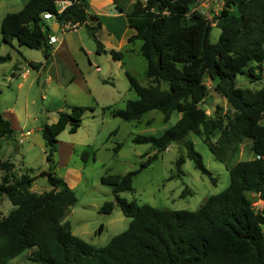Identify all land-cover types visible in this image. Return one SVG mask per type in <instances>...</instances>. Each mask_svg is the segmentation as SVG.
Returning a JSON list of instances; mask_svg holds the SVG:
<instances>
[{
  "label": "trees",
  "instance_id": "1",
  "mask_svg": "<svg viewBox=\"0 0 264 264\" xmlns=\"http://www.w3.org/2000/svg\"><path fill=\"white\" fill-rule=\"evenodd\" d=\"M55 1L27 0L20 9L6 12L0 21L4 41L16 38L19 44L42 48L45 60H29V65L38 68L52 55L48 35L53 29L43 16L46 11L57 23L84 24L97 52L121 58L123 50L107 49L98 39L99 25L86 23L87 0H71L60 12ZM113 1L135 29L127 40L141 41L139 53L146 59L147 84L126 71L137 97L128 98L123 107L111 112L124 120L140 119L152 109L160 110L164 121L175 110L180 115L159 135L132 136V141L156 148L138 168L100 176L103 183L113 186L115 202L130 217L127 227L102 245L72 232L65 216L77 198L52 165L31 174L28 170L19 172L9 158H0V194L12 203L6 213L0 208V264H8L29 246L36 247L31 257L41 264H264V205L255 208L251 196L264 201V85L248 88L236 83L238 73H246L250 80L262 74L264 0H223L211 17L195 8L198 0ZM212 23L220 28L216 41L209 37ZM9 59V53L0 54V63ZM204 74L215 81V88L228 104L227 108L217 105L211 115L200 105L207 92ZM86 109L82 104H70L58 112L55 121L42 123L48 161H53L59 132L66 127L75 132ZM12 132L9 119L0 113V136ZM191 132L202 135L213 155L226 165V187L208 195L195 209L160 208L120 195L132 189V177L172 141L185 147V153L175 161L178 172L189 157L195 168L216 181L195 149ZM245 138L251 139L254 157L232 162ZM88 154V150L81 151L84 160ZM38 175L46 177L49 189H31ZM189 191L185 187L181 194ZM113 204V200H106L99 211L109 212Z\"/></svg>",
  "mask_w": 264,
  "mask_h": 264
},
{
  "label": "rangeland",
  "instance_id": "2",
  "mask_svg": "<svg viewBox=\"0 0 264 264\" xmlns=\"http://www.w3.org/2000/svg\"><path fill=\"white\" fill-rule=\"evenodd\" d=\"M26 1L0 0V21L6 12L20 9ZM203 2L198 0L196 4L208 17L223 5V0ZM54 32L58 37L64 38L61 51L40 69L31 68L27 60L44 61L42 48L19 44L16 38L6 42L0 33V54H10L9 60L0 63V113L12 119L16 131L19 127L23 130L31 129L28 135L22 137L21 142L17 141V132L0 139V158L13 160L17 167H22V170H28L31 174L52 165L54 172L71 185L77 198L65 216L73 233L94 245H102L112 235L126 228L130 217L124 215L115 202L113 186L103 183L100 176L123 174L138 168L140 162L148 154L155 152L156 148L151 143L134 142L132 136L137 133L161 134L175 122L180 111H173L166 121L158 109L146 112L140 119L124 120L114 115L112 108L123 107L128 98L137 97L134 88L130 87L126 71L141 84H147V77L144 75L145 57L139 52H125L119 60L114 59L109 52L97 53L95 41L85 25H80L76 30ZM219 33L220 28L212 23L210 40L216 41ZM100 37L106 39L104 32L100 33ZM101 41L103 42L102 39ZM140 42L139 39L131 43L125 42L122 49L129 45L138 50ZM90 49L92 51L86 53ZM262 65V74L254 80H250L246 73H238L237 85L248 88L264 85V61ZM25 68L29 69L25 76L19 74L10 76L11 81L6 80L12 70L19 72ZM203 79L207 92L200 105L206 113L213 114L217 105L227 108V100L215 88V81L207 74H204ZM5 80L8 84L4 83ZM70 104H82L87 109L75 132H69L67 127L59 132L53 161H48L41 125L45 121H55L58 112L67 110ZM8 110L14 112L16 121ZM149 118L151 121L146 122ZM189 137L216 181L195 168L189 157H185L178 172L175 161L179 154L185 153V147L178 141H172L132 177V189L121 191L120 195L160 208L195 209L208 195L226 187L229 182L226 165L213 155L202 135L191 132ZM250 143V138H245L240 143L239 151L232 162L254 157ZM117 144L119 146L115 149ZM82 150L89 151L85 160L81 155ZM185 187L190 191L181 194ZM49 188L46 177L40 175L31 186L35 191ZM251 196L254 207L262 208L264 201L253 194ZM106 200L114 201L112 209L109 212L99 211V207ZM11 207L8 197L0 194L1 210L6 213ZM261 226L264 232V224ZM34 249L35 246L26 247L11 258L8 264H41L31 257Z\"/></svg>",
  "mask_w": 264,
  "mask_h": 264
},
{
  "label": "crops",
  "instance_id": "3",
  "mask_svg": "<svg viewBox=\"0 0 264 264\" xmlns=\"http://www.w3.org/2000/svg\"><path fill=\"white\" fill-rule=\"evenodd\" d=\"M131 2H133V0L129 1V3H131ZM87 3H88L87 11L89 13V16L87 17L86 23H88L89 25H96V24L99 25V27L96 30V36L98 37V39L100 41H101V39L103 40V42L102 41L101 42L103 43L104 47L107 49L115 47V48L123 50L122 47H123L124 43L129 42L127 40L128 36L135 32V29L131 25H129L128 18L125 15V13L115 7L113 0H87ZM46 21L53 29V31L51 33L55 34L56 38H57L56 41L52 43L53 49H52L51 58H53V56H55L58 52L61 51L64 38L58 37L57 34L54 32L55 30H61L59 28L56 20L54 19V17L47 18ZM80 25H84V24H80ZM62 32H64V31H62ZM101 32H104L106 39H103L100 37ZM129 43H131V42H129ZM140 43L138 44V46H140ZM54 44H55V46H54ZM91 51L92 50L90 49L89 52L86 51V53H90ZM125 52H139V48H138V50H134V47H132V46H129V45L125 46L124 50H123V55L121 56V58H118L119 60L123 58ZM97 53H99V52H97ZM29 60H34V59H28L27 61H29ZM34 61H40V60H34ZM40 62H43V61H40ZM41 67H42V64L38 68L31 66V68H36V69H40ZM96 68H98V67L96 66ZM27 72H29L28 68H25L24 70H21L19 72L17 70H12L10 72V75L6 76V77H8V79L6 78V80L11 81L10 76L13 77V76H17L19 74L22 76H25L27 74ZM6 80L4 83L8 84L7 83L8 81L6 82ZM20 84H21V82H19L18 86H20ZM8 111L11 112L13 115L14 112L12 110H8ZM4 116L7 119H9V117L7 115H4ZM13 117H14L13 118L14 121H16L17 117L15 116V114L13 115ZM9 121L11 123V127L13 128V132L11 134H6V135L0 136V139H4L7 136H11L17 132L18 133L17 141L21 142L23 140L22 137L28 135L31 132V129L23 130L20 127L16 131L14 128L15 125L13 124L12 119H9ZM14 165H15V168L19 172L22 171V169H21L22 167H17L15 162H14Z\"/></svg>",
  "mask_w": 264,
  "mask_h": 264
},
{
  "label": "built area",
  "instance_id": "4",
  "mask_svg": "<svg viewBox=\"0 0 264 264\" xmlns=\"http://www.w3.org/2000/svg\"><path fill=\"white\" fill-rule=\"evenodd\" d=\"M203 1H204L203 2V4H204L208 0H203ZM70 2H71V0H56L55 1V5H56L57 11L58 12L62 11ZM195 8L200 10V11H202V12H204V10L199 9L197 7V4H196ZM43 16L45 18H51V17H53V14L51 12H49V11H46V12L43 13ZM57 24H58L59 28L61 29V31L74 30L80 25L79 22H61V23H57ZM56 39L57 38H56L55 34L49 33V35H48V42L49 43L52 44L53 42L56 41Z\"/></svg>",
  "mask_w": 264,
  "mask_h": 264
}]
</instances>
